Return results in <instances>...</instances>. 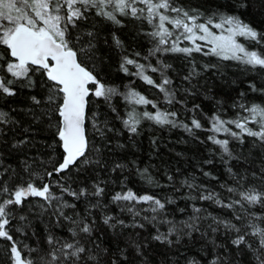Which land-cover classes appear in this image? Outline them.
Instances as JSON below:
<instances>
[{
	"label": "snow or ice",
	"instance_id": "1",
	"mask_svg": "<svg viewBox=\"0 0 264 264\" xmlns=\"http://www.w3.org/2000/svg\"><path fill=\"white\" fill-rule=\"evenodd\" d=\"M221 8L227 10L221 11ZM245 14L264 17V0H230L227 5H217L214 11L185 7L177 0H0V102L8 105L7 110L0 108V244L3 245L0 259L4 264H149L151 241L167 249L159 254L162 264H169V251L174 247L177 252L173 254L181 255L187 264H199L179 252L184 237L194 244L198 242L194 233H200V240L205 241L202 250L211 252L206 241L208 233L201 232L195 222L177 227L167 219H158L171 200L162 202L154 195H138L131 189L116 192L111 196V203L130 214L131 220L126 222L104 214L105 181H94L89 187L86 176L80 182L83 186L73 188L72 184L77 181L69 174L79 177L106 169V154L112 150L111 134H119L114 125L96 112L91 118L92 134L89 135L90 97L111 106L114 97L122 96L133 105L127 118L117 113L130 137L139 134L143 120L161 127H182L189 133L203 128L195 116L190 124L183 123L176 111L161 110L156 102L134 89L121 93L103 82L95 71L96 65L104 62V57L99 55L101 44L120 50L119 67L125 75L135 76L157 89L164 101L173 105L182 101L176 100L173 80L167 75L171 65L159 60L157 54L182 53L186 57L193 53L212 54L264 72V28L243 19ZM125 20L141 24L133 39L150 38L153 47L146 56L129 52L115 30L109 29L110 41L103 35L107 26L124 28ZM260 24L264 25V20ZM144 25L151 30H145ZM237 37H243L250 47L238 42ZM185 42L191 46H181ZM152 57H157L155 65L151 63ZM148 72L158 73L159 82ZM198 74L193 63L192 71L183 79L190 82V77ZM248 88L264 97V86L249 83ZM185 91L193 94L188 89ZM239 96L241 99L233 105L240 110L235 119H223L219 114L209 118V131L225 134L223 139L211 135L208 140L218 146L226 164L232 160L241 162L240 156L234 155L230 148L232 141L244 145L245 139L251 137L254 144L264 148V104L244 102V92ZM135 105H151L156 111L137 112ZM199 107L193 105L190 111L195 113ZM111 110L116 112L115 107ZM44 132L50 135L43 137ZM37 137L50 142L37 147ZM31 148H37L39 156L29 155ZM11 161H15V167ZM124 167L117 163L112 171ZM137 172L153 183L147 169H137ZM228 172L235 187H222L233 198L226 201L206 190H201L198 196L233 213L239 207L243 213L233 216L236 223L212 217L208 225L210 233H218L223 228L225 236L230 237V247L212 241L222 253L215 255L209 264H238L232 249L243 253L245 258L251 256L248 264H264V215L251 211L257 206L264 210V158L258 169L246 168L239 173L229 167ZM167 179L172 181L173 176ZM182 186L200 187L187 180ZM54 188L59 190V195ZM65 195L72 202L65 200ZM81 202L85 204L83 210L77 207ZM145 204L147 208L136 207ZM37 205L39 212L34 211ZM26 207H29L28 214H24ZM94 209L102 215H95ZM148 211L151 216L141 215ZM47 213H50L48 226L45 234H41L35 230L30 216L42 217ZM198 219L196 216L195 220ZM145 223L153 227L168 224L169 228L161 232L156 227V234L150 240L137 239L140 234L135 232L131 240L122 243L123 230L144 229ZM65 227L66 236L55 234L54 229ZM105 227L120 231L104 240ZM24 240H35V245Z\"/></svg>",
	"mask_w": 264,
	"mask_h": 264
},
{
	"label": "trees",
	"instance_id": "2",
	"mask_svg": "<svg viewBox=\"0 0 264 264\" xmlns=\"http://www.w3.org/2000/svg\"><path fill=\"white\" fill-rule=\"evenodd\" d=\"M229 2L230 0H177L178 4H182L185 7H200L202 10L211 9L213 11L217 5H227ZM220 10L226 11L227 9L221 8ZM243 19L252 22L255 26L264 28V25L260 24V21L264 20V17L245 14ZM124 23L125 27L122 29H116L114 26L105 27L103 35L108 36L110 41L109 29L115 30L116 34L124 41L129 52H140L141 56H146L148 51L153 47L150 38L146 36H136V39L132 38L137 29L141 27L140 22L125 20ZM143 27L145 30H151L147 25ZM237 38L246 47H250L249 42L243 37ZM181 46L191 45L185 42ZM208 47L210 45L205 48V51H207ZM99 55L104 57V62L97 64L95 71L99 73L103 82L116 87L121 93H126L130 88L134 89L146 98L156 102L161 110L176 111L179 121L183 123L190 124L191 119L195 116V118L200 120L203 128L200 130L194 129L192 133H189L182 127H161L151 121L143 120L139 128V134L130 137L129 133L123 129L121 119L117 118V113L119 117L127 118V112L132 109L133 105L128 104L122 96L114 97L111 106L98 101L94 97H90L92 103L88 113L89 123L87 125L89 135L91 136L92 134L91 118L93 113L96 112H99L102 118L106 119L110 125H114L119 134H111L112 150L106 154L107 168L98 172L90 171L88 174H81L79 177L69 174L71 179L77 181V183L72 184V187L83 186L80 182L85 181L86 176V182L89 187L94 181H105L106 192L102 203L107 204V208L104 210V214L116 216L117 218L124 219L126 222H130V214L121 212V206L111 203V196L116 192L131 189L138 195H154L160 198L162 202L171 200L172 203H166L165 212L158 219H167L177 227H181L184 223L195 222L201 232L208 233L206 241L208 242L207 247L211 249V252L202 250L205 241L200 240V233L193 234L194 239L198 241L195 244L192 240L184 237L179 246V252L183 256H187L188 259L199 261V264H209L215 255L222 253L221 249L216 248L211 243L212 241H215V244L228 245L230 247V237L225 236L223 228L218 233H210L208 225L212 222V217L236 223L233 216L243 213L239 207L233 213L227 208L219 207L212 201L200 200L198 198L200 191H210L218 194L220 199L230 200L233 197L227 193L225 187H222V185L235 187L233 177L229 174L228 168L231 167L233 172L239 173H243L246 168L255 170L260 167L261 159L264 158V148L258 143L254 144L253 138L247 137L244 145H239L235 141L230 143L233 154L239 155L241 162L232 160L226 164L221 159L222 153L218 150V146L208 140V137L211 135L223 139L225 138V134L209 131L211 127L209 118L214 114H219L223 119H235L240 110L233 105L241 99L239 96L241 92L246 94L244 102L248 104H264V97L260 96L259 93L251 92L248 88L249 83H255L257 87L264 86V72L250 69L245 65L239 64L237 61L224 60L222 57L212 54L193 53L191 57H186L182 53L157 54L159 60L171 65L167 75L173 80L176 100L182 101V103L168 105L164 101L163 94L159 93L157 89L147 85L135 76L125 75L120 70V50L109 49L101 44ZM150 60L153 65L157 63V57H152ZM141 62L145 61L141 60ZM193 63L199 74L190 77V82L185 81L183 78L192 71ZM146 74L159 82L160 77L158 73L148 72ZM185 89H188L193 94L189 95ZM193 105L200 106L195 113L190 111ZM12 106L14 107L15 105ZM112 107H115L116 112H112ZM134 107L137 112L145 110L150 112L156 111L151 105H135ZM0 108L7 110L8 105L0 102ZM249 126L254 127V125ZM233 130L238 131L234 126ZM49 135V132L42 134L43 137H48ZM153 140H155V144L152 143ZM49 142L47 139L37 137V147H41L43 144ZM121 144L123 145L122 148L117 146ZM41 150L44 149L41 148ZM32 154L39 156L37 148H31L29 155ZM245 160L247 162L242 163ZM208 161H211V163H208ZM11 162L13 167H15V161ZM117 163L126 167L113 172L112 168ZM137 169H147L148 174L153 179V183H148L143 179L138 174ZM205 172L210 175L205 176ZM169 175L173 176L172 181H168L167 177ZM184 180L200 187L189 189L186 186H182ZM54 191L59 195L58 189L54 188ZM192 197L197 198L193 199ZM64 199L72 202V198L66 195ZM94 202L95 200H93ZM33 204H37V202L33 201ZM77 207L83 210L85 204L82 202L78 203ZM136 207L147 208L148 206L145 204L137 205ZM196 208H199L201 211L196 213L194 211ZM34 211L39 212L38 205ZM65 211L69 215L72 214L71 210L65 209ZM251 211L258 215H264V210H260L258 206L252 208ZM93 212L98 217L102 215L99 210L94 209ZM28 213L29 207H26L24 214ZM49 215L50 213L44 214L42 217L30 216L37 232L45 234ZM141 215L151 216L152 213L150 211L142 212ZM196 216H199L198 220H195ZM98 223H102V220H98ZM156 227L161 232H167L169 225L157 224ZM156 227L145 223L144 229H125L123 230L121 241L123 243V241L131 240L133 238L131 234L135 232L140 234L137 239L150 240L151 235L156 234ZM105 230L106 235L103 236L104 240L113 238L116 232L120 231L119 229L112 230L106 227ZM54 232L57 236L64 237L67 234V227L63 230L54 229ZM21 239L23 238L21 237ZM24 243L34 246L35 240H24ZM2 247L3 245L0 244V248ZM149 248V264H162V257L159 254L167 250L165 246L151 241ZM176 252L177 248L175 247L169 251V264H176L177 261H179V264H187V261L182 259L181 255L173 254ZM232 252L238 257V264H248V260L252 259L251 256L245 258L243 253H236L234 249H232ZM0 264H4L2 259H0Z\"/></svg>",
	"mask_w": 264,
	"mask_h": 264
},
{
	"label": "rangeland",
	"instance_id": "3",
	"mask_svg": "<svg viewBox=\"0 0 264 264\" xmlns=\"http://www.w3.org/2000/svg\"><path fill=\"white\" fill-rule=\"evenodd\" d=\"M214 31H216L215 29H214ZM237 40H238V38H237ZM238 42H240L239 40H238ZM241 43V42H240Z\"/></svg>",
	"mask_w": 264,
	"mask_h": 264
}]
</instances>
